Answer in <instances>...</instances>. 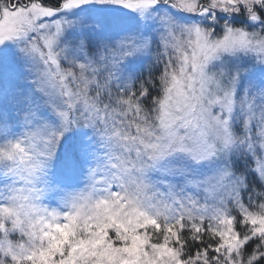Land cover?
Segmentation results:
<instances>
[{
  "label": "snow or ice",
  "instance_id": "1",
  "mask_svg": "<svg viewBox=\"0 0 264 264\" xmlns=\"http://www.w3.org/2000/svg\"><path fill=\"white\" fill-rule=\"evenodd\" d=\"M0 264H264V0H0Z\"/></svg>",
  "mask_w": 264,
  "mask_h": 264
}]
</instances>
